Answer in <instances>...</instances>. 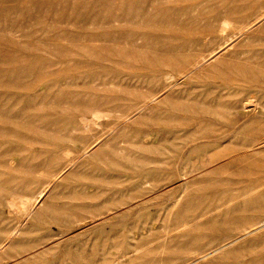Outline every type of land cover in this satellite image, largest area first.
<instances>
[{
    "label": "rangeland",
    "instance_id": "rangeland-1",
    "mask_svg": "<svg viewBox=\"0 0 264 264\" xmlns=\"http://www.w3.org/2000/svg\"><path fill=\"white\" fill-rule=\"evenodd\" d=\"M0 264H264V0H0Z\"/></svg>",
    "mask_w": 264,
    "mask_h": 264
},
{
    "label": "bare ground",
    "instance_id": "bare-ground-1",
    "mask_svg": "<svg viewBox=\"0 0 264 264\" xmlns=\"http://www.w3.org/2000/svg\"><path fill=\"white\" fill-rule=\"evenodd\" d=\"M216 55V54H215Z\"/></svg>",
    "mask_w": 264,
    "mask_h": 264
}]
</instances>
